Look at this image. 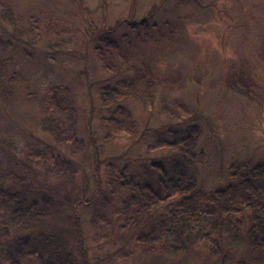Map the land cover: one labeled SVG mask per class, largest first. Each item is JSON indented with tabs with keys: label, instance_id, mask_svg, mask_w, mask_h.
I'll return each instance as SVG.
<instances>
[{
	"label": "rangeland",
	"instance_id": "374dc122",
	"mask_svg": "<svg viewBox=\"0 0 264 264\" xmlns=\"http://www.w3.org/2000/svg\"><path fill=\"white\" fill-rule=\"evenodd\" d=\"M104 37L125 55L105 62L132 65L130 73L144 65L158 78L151 104L121 101L137 123L131 138H103L100 85L126 75L100 66L93 47ZM0 59L6 60L0 69V167L24 177L33 195L52 197V213L32 227L31 238L58 230L79 257L71 233L76 215L90 264H221L199 242L194 252L150 256L140 254L133 240L121 243L115 214L120 196L110 193L107 174L126 167L127 176L146 182L143 170L159 163L170 183L162 161L167 142L192 124L199 134L189 173L201 188L228 183L230 164L264 162V0H0ZM13 73L19 80L10 81ZM55 87L66 89L59 95L74 108L81 148L57 143L40 124L38 100ZM56 156L71 158L77 169L62 185L43 180ZM97 212L113 228L100 223L94 230L89 220Z\"/></svg>",
	"mask_w": 264,
	"mask_h": 264
},
{
	"label": "trees",
	"instance_id": "16d2710c",
	"mask_svg": "<svg viewBox=\"0 0 264 264\" xmlns=\"http://www.w3.org/2000/svg\"><path fill=\"white\" fill-rule=\"evenodd\" d=\"M144 20L139 22L141 26H145ZM134 27L132 23L130 28ZM104 38H100L102 46L93 47L100 66L113 73L124 71L126 75L114 85H100L99 104L106 109V114L101 116L105 129L103 138L107 140L118 134L131 138L137 133V123L121 101L132 98L144 106L151 104L158 78L144 65L131 69L133 72L130 73L127 68L132 65L105 62L107 56L113 59L123 57L124 61L125 55L120 46L107 38L102 41ZM5 62V59H0V69ZM9 78L10 81L19 80L14 73ZM3 79L0 76V81ZM164 82L166 86H173L169 81ZM65 90L55 87L53 94L38 100L42 114L40 124L57 143H70L72 149L81 148L84 142L77 134L74 108L59 95ZM0 91L5 93L4 88ZM5 97L8 98L7 95ZM3 100L6 101L4 97ZM198 134V125L192 124L183 137L174 134L167 142L169 153L162 161L171 171L170 183L163 180L166 172L159 163H151V169L143 170L146 182L127 176L126 167L117 172L108 169L106 184L111 188V194L120 196L119 207L115 208L119 217V241L133 240L140 254L146 256L157 252H194L192 247L199 242L208 255L214 256L221 264H264V162L251 166L247 163L230 164L229 182L219 188L205 190L189 173L195 162ZM89 136L94 142L90 127ZM93 151L97 162L98 150L94 147ZM76 170L71 158L56 156L44 167L43 180L53 178L62 185ZM13 171V168L0 167V264H22L23 260L38 264H50L49 260L55 264H90L76 215H73L76 226L71 233L79 257L67 241L61 240L58 230L45 235L39 232L34 239L28 235L36 223L52 213L51 196L44 193L33 195L24 177L20 179V175ZM14 185L21 186L15 189ZM160 188L164 194L159 193ZM79 202L83 204V201ZM100 223L113 228L112 220L106 219L101 212L94 213L89 224L96 230ZM93 234L96 235V231ZM42 254L49 260L42 262Z\"/></svg>",
	"mask_w": 264,
	"mask_h": 264
}]
</instances>
